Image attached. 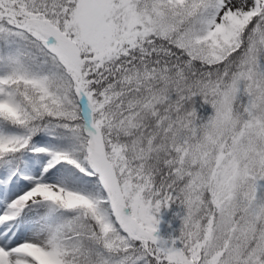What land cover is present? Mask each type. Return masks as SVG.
I'll use <instances>...</instances> for the list:
<instances>
[{
	"label": "snow or ice",
	"instance_id": "1",
	"mask_svg": "<svg viewBox=\"0 0 264 264\" xmlns=\"http://www.w3.org/2000/svg\"><path fill=\"white\" fill-rule=\"evenodd\" d=\"M0 264H264V0H0Z\"/></svg>",
	"mask_w": 264,
	"mask_h": 264
},
{
	"label": "rangeland",
	"instance_id": "2",
	"mask_svg": "<svg viewBox=\"0 0 264 264\" xmlns=\"http://www.w3.org/2000/svg\"><path fill=\"white\" fill-rule=\"evenodd\" d=\"M169 222H171V211H166V212L163 213L162 224L160 226L161 234L167 235V232L170 230L168 228ZM178 226H179V222L178 221L173 222V227H178Z\"/></svg>",
	"mask_w": 264,
	"mask_h": 264
}]
</instances>
